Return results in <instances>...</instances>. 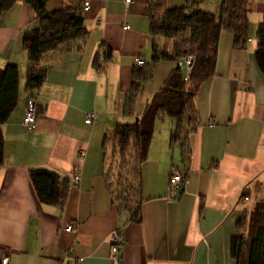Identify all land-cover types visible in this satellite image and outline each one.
<instances>
[{
	"label": "crops",
	"instance_id": "crops-1",
	"mask_svg": "<svg viewBox=\"0 0 264 264\" xmlns=\"http://www.w3.org/2000/svg\"><path fill=\"white\" fill-rule=\"evenodd\" d=\"M86 1L90 35L84 48L72 44L42 58L47 79L36 100L45 111L32 131L23 126L28 69L23 36L36 25L35 12L18 2L0 21V68L9 63L20 68V103L2 126L0 264L4 257L9 264H111V234L116 229H122L125 240L122 264H237L231 241L239 234L238 221L264 202V75L255 56L264 0L250 5L252 32L245 47H235L231 33L221 34L215 74L195 96L200 124L189 135L182 166L168 160L176 121L168 122L158 136L155 130L142 170L141 222L121 213L107 189L102 142L109 129L125 120L122 109L133 71L140 68L137 59L145 60V72L151 61L152 0H135L131 6L124 0ZM190 1L168 0V5ZM198 1L217 14L223 0ZM79 3L49 0L47 8ZM102 43L112 48L113 60L99 69L94 59ZM163 62L171 63L162 61L147 69L151 76L143 80L131 121L142 118L174 69ZM157 70L162 76L145 100ZM91 111L95 118L87 123ZM82 150L86 155L80 158ZM76 165L81 168L78 184L72 181ZM34 168H47L70 180L63 208L39 201L30 179ZM175 170L182 171L186 180L179 196L170 200ZM70 225L72 230H67Z\"/></svg>",
	"mask_w": 264,
	"mask_h": 264
},
{
	"label": "trees",
	"instance_id": "trees-1",
	"mask_svg": "<svg viewBox=\"0 0 264 264\" xmlns=\"http://www.w3.org/2000/svg\"><path fill=\"white\" fill-rule=\"evenodd\" d=\"M49 0H0V21L18 2L30 5L36 25L23 36L28 55L25 84L27 101L37 99L47 79V69L40 63L45 54L76 44L82 50L90 31L85 25L86 0L78 6L47 8ZM254 0H223L219 12L201 7V1L171 7L168 0H152L148 9L149 32L153 37L151 64H177L146 108L141 119L119 122L103 138L104 178L108 191L121 213L130 221L143 219L142 170L148 160L158 120L170 117L176 121L171 145L176 142L183 159L189 152V135L200 124L195 96L199 88L215 74L217 52L223 31L232 34L234 45L243 48L251 37L250 5ZM89 2V1H88ZM90 4V3H89ZM256 61L264 75V19L257 27ZM194 58L183 73V57ZM113 60V50L106 43L99 46L95 65L102 69ZM133 71L130 91L124 99L122 115L132 118L138 96L147 76L144 67ZM20 68L9 63L0 68V167L5 159L2 126L20 103ZM45 111L38 104V117ZM37 117V121H38ZM30 179L39 201L63 208L68 200L71 182L47 168H34ZM245 193L243 196H245ZM239 234L231 241V253L237 264H264V202L246 211L238 221Z\"/></svg>",
	"mask_w": 264,
	"mask_h": 264
},
{
	"label": "built area",
	"instance_id": "built-area-1",
	"mask_svg": "<svg viewBox=\"0 0 264 264\" xmlns=\"http://www.w3.org/2000/svg\"><path fill=\"white\" fill-rule=\"evenodd\" d=\"M126 6H131L135 0H124ZM86 8L89 7V2L86 1ZM194 58L192 56L183 57L181 65L184 66L187 71L191 68ZM137 65L143 66L145 65V60L143 58L137 59ZM38 101L36 99H29L26 103V112L23 118V126L27 131H32L37 127V117H38ZM95 113L93 111L87 113L86 122L90 123L94 120ZM86 155V151L82 150L79 154V157L82 158ZM80 174L81 168L79 166H74L73 168V176L72 181L74 184H78L80 182ZM186 180L185 174H183L180 170H175L170 177V193L168 198L170 200H174L179 196L182 191V183ZM72 225L68 226L67 230H72ZM125 243L122 229H116L111 234V252H110V260L111 264H122V247ZM1 264H9V258L4 257L2 259Z\"/></svg>",
	"mask_w": 264,
	"mask_h": 264
},
{
	"label": "rangeland",
	"instance_id": "rangeland-1",
	"mask_svg": "<svg viewBox=\"0 0 264 264\" xmlns=\"http://www.w3.org/2000/svg\"><path fill=\"white\" fill-rule=\"evenodd\" d=\"M56 1L55 0H51V4L52 3L55 4ZM253 38L256 40V35H254ZM161 64H170L171 66H173V68H175V64L172 63V62L171 63H165V62H163ZM150 66H155V65L154 64H151V61H150L149 64L147 65V67H146V72H147V69L150 68ZM152 69H154V68L152 67ZM182 71H183V73H186L187 72V69L185 67H183L182 68ZM150 76H151V72H149V75L147 74V77L148 78H150ZM161 76H162V73L160 72V70H157L155 80L148 83V86H147V89H146V92H145L146 97H144L145 100L150 97V93L152 91L153 84L156 82V79L159 80L161 78ZM143 92H144V90H143ZM130 119L131 118H125V120L124 121L122 120L121 122H130L131 121ZM171 121H173L174 124H175V120L172 119V118H170V117H167V118H164V119H161V120H158L157 121L156 127H155L157 136L162 133L163 129L166 128V125L168 124V122H171ZM174 127H175V125H174ZM173 132L174 131H172L171 133H173ZM170 139H171V136H170ZM168 146H169V150H168V155H169L168 156V160H170L172 163L174 162L177 165L182 166L183 165V160H182L181 149H180L179 144L176 142L175 144L171 145V140H170Z\"/></svg>",
	"mask_w": 264,
	"mask_h": 264
}]
</instances>
